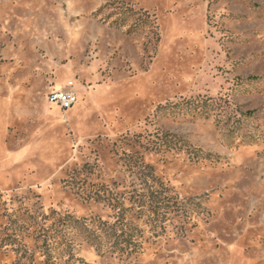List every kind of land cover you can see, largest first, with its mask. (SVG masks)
Segmentation results:
<instances>
[{"label": "rangeland", "instance_id": "rangeland-1", "mask_svg": "<svg viewBox=\"0 0 264 264\" xmlns=\"http://www.w3.org/2000/svg\"><path fill=\"white\" fill-rule=\"evenodd\" d=\"M0 264H264V0H0Z\"/></svg>", "mask_w": 264, "mask_h": 264}, {"label": "trees", "instance_id": "trees-1", "mask_svg": "<svg viewBox=\"0 0 264 264\" xmlns=\"http://www.w3.org/2000/svg\"><path fill=\"white\" fill-rule=\"evenodd\" d=\"M176 202V199L173 200L171 196L165 194V190H163V188L150 186L148 187V194H141L139 205H145L146 207H148L151 210L152 215L154 216V222H156L157 220L164 218L168 212V209H170L173 205L177 206ZM119 223L122 226L118 225V227H116L115 225H106L103 228L105 230V233L112 238V247H115V245H121L122 247V244L137 245L136 241L130 240V237L132 236L131 232H136V228L134 226H128V224H123L121 222ZM125 226L129 230V232L128 230H125ZM97 246L98 250H101V241L98 242Z\"/></svg>", "mask_w": 264, "mask_h": 264}, {"label": "built area", "instance_id": "built-area-1", "mask_svg": "<svg viewBox=\"0 0 264 264\" xmlns=\"http://www.w3.org/2000/svg\"><path fill=\"white\" fill-rule=\"evenodd\" d=\"M48 100L62 109H68L76 103L77 96L71 90H55L48 94Z\"/></svg>", "mask_w": 264, "mask_h": 264}]
</instances>
